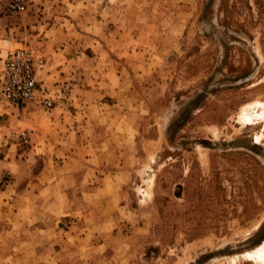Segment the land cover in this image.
<instances>
[{
	"label": "rangeland",
	"instance_id": "obj_1",
	"mask_svg": "<svg viewBox=\"0 0 264 264\" xmlns=\"http://www.w3.org/2000/svg\"><path fill=\"white\" fill-rule=\"evenodd\" d=\"M13 1L0 0V70L6 35L39 50L55 105L0 99V160L13 161L0 264H264V0ZM121 59L127 101L106 94ZM110 127L121 174L106 216L80 199L89 184L55 181L83 173L62 167L69 156L98 165Z\"/></svg>",
	"mask_w": 264,
	"mask_h": 264
},
{
	"label": "crops",
	"instance_id": "obj_2",
	"mask_svg": "<svg viewBox=\"0 0 264 264\" xmlns=\"http://www.w3.org/2000/svg\"><path fill=\"white\" fill-rule=\"evenodd\" d=\"M106 4H108V1H106ZM116 62H117V65H115V66L117 67L118 73H120L119 68L122 67L121 76L119 77V74L117 73V79H116L117 81L111 79L110 81L107 82L106 94L107 95L109 94L110 97H111V94H110L109 88L113 89L112 91H113V94H115V95H118L119 92L124 90V88H123L124 85L121 82H122V80H124L123 69H124L125 62H123L122 59L120 61L116 60ZM110 69L111 68L105 69V72L107 70L110 71ZM100 84H104V80ZM118 85H120L121 87L119 86V89H116L118 87ZM98 91L99 90H97V92ZM93 92L94 91H90L87 93H93ZM106 94H104V96H102L99 99V102L97 101L99 108H100V106L105 105V102L103 101V99L106 98ZM118 100L127 101V99L124 97V94H121V96L118 95ZM113 103H115V102H113ZM36 106H38V105H33V107H36ZM27 107H29V105ZM31 115H33V114H31ZM111 117H112V115H107L105 112L99 111V114H97L94 118H96L97 121H99V120L102 121L105 118L108 119ZM56 118H58V117H55L54 119L56 120ZM34 120H35L34 118L31 119V121H34ZM34 127H35V129H39V126H37L36 124H34ZM100 127H101V125H99L96 122V128L99 129ZM106 130L107 131L105 133H103V134H105V136L103 138H100L99 139L100 141L98 140L99 143L97 141V143L94 145L99 150H98V152L94 151L95 153L93 154V160L92 159L87 160V162L95 161L94 160V157H95L98 160V165H96V164L92 165V162L89 164H87L85 162L77 163L75 161V159H76L75 156H73V158L69 156V159L64 161V164L62 165V167L74 168V169L83 168V173L77 177L73 173L63 172L61 174V176L60 175L57 176V180L55 181L57 183H56L55 187L62 186L61 183L65 182V181L71 183L72 185H77V186H81L83 183L89 184V186H86L84 188V190L81 192V195H83V196H81L80 199L83 201L84 200L92 201L91 203H89L90 204L89 207L90 206L92 207L93 204L101 205V210H104V212L102 214L109 216L110 213L108 212L106 207L108 205H111L112 200H113V198H111L109 196V194H112V193L108 192L109 187H110V185L115 184V182L117 181V177L119 176V174H121V172L114 170L117 166L120 167V165L115 164V161H113V162L107 161L108 158L106 157V154L111 153V152H116L117 150L114 149L112 143L110 142V139L107 138L109 136H113V133L115 131L114 128L110 127V128H106ZM39 132L41 133V130H39ZM34 135H36L35 132L32 134V136H34ZM102 141L109 143V144H107L109 147L106 146L105 144H103ZM79 146H81V148L83 147V145H79ZM36 147L37 146H35L34 149H38ZM103 148H106L105 152H102ZM74 153H76V151H74ZM118 161L120 162V160H118ZM11 168H13V161L0 160V173L3 172L4 170L11 169ZM93 172H94V174H92ZM43 174L45 175V177H49V173H47V171H42L41 174L35 176V179H40V177ZM94 176L96 177L95 179H94ZM72 179H73V183H72ZM36 185H39V184H36ZM34 188H35V186H34ZM38 188H39L38 192L40 195L35 194V197L38 198L40 196V199H41L42 192L47 191V186H46V184H43V186L40 185ZM25 193L30 194L28 189L25 191ZM32 196H33V193H32ZM110 202H111V204H110ZM105 205H107V206L105 207ZM15 209H17V208H15ZM2 213L7 214V216H10L12 219H17V217L20 214V212L19 211L16 212V210H13L12 212H8L5 210Z\"/></svg>",
	"mask_w": 264,
	"mask_h": 264
},
{
	"label": "built area",
	"instance_id": "obj_3",
	"mask_svg": "<svg viewBox=\"0 0 264 264\" xmlns=\"http://www.w3.org/2000/svg\"><path fill=\"white\" fill-rule=\"evenodd\" d=\"M9 8L12 12L25 10V6L18 0L11 2ZM19 45L15 46L8 35L2 40L5 56L0 70L1 101L17 108L28 105L53 108L55 97L42 84L47 66L44 56L28 45ZM17 141L23 147L31 146V137L27 131L19 132Z\"/></svg>",
	"mask_w": 264,
	"mask_h": 264
},
{
	"label": "bare ground",
	"instance_id": "obj_4",
	"mask_svg": "<svg viewBox=\"0 0 264 264\" xmlns=\"http://www.w3.org/2000/svg\"><path fill=\"white\" fill-rule=\"evenodd\" d=\"M260 252V251H259ZM261 254V253H260Z\"/></svg>",
	"mask_w": 264,
	"mask_h": 264
}]
</instances>
